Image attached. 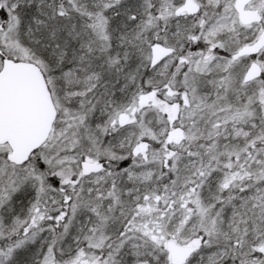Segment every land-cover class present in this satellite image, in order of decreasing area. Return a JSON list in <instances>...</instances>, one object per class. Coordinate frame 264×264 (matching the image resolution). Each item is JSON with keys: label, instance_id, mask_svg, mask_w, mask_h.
<instances>
[{"label": "snow or ice", "instance_id": "6c2138e0", "mask_svg": "<svg viewBox=\"0 0 264 264\" xmlns=\"http://www.w3.org/2000/svg\"><path fill=\"white\" fill-rule=\"evenodd\" d=\"M0 264H264V0H0Z\"/></svg>", "mask_w": 264, "mask_h": 264}]
</instances>
